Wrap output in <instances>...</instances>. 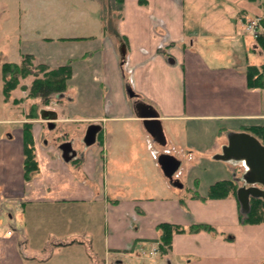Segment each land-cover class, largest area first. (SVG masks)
<instances>
[{"label":"crops","instance_id":"obj_1","mask_svg":"<svg viewBox=\"0 0 264 264\" xmlns=\"http://www.w3.org/2000/svg\"><path fill=\"white\" fill-rule=\"evenodd\" d=\"M121 2L114 33L101 26L99 34L63 38L68 58L79 51L82 62L79 70L76 57L73 61V76L82 74L76 97L82 107L68 109L73 114L78 108L83 121L101 125L94 143L67 159L60 146L40 140L45 125L56 127L60 113L54 119H32L41 171L26 179V119H0L9 123L7 132L0 130V264H28L23 237L29 247L33 222L40 232L49 228L42 232L57 240L54 247L81 248L96 235L98 221L91 216L98 209L103 210L102 221L98 219L105 237L103 264H264V223H244L233 194L202 197L209 188L198 190L197 175L204 161L212 163L209 187L234 178L239 160L216 157L228 137L203 149L205 132L264 123V85L251 86L247 75L249 64L264 63V50L245 27L260 13L259 1ZM28 52L38 55L34 48ZM139 99L159 111L166 144L154 138L138 115ZM163 153L180 160L172 177L159 161ZM58 204L75 206L62 216ZM17 207L23 209L19 220ZM5 213L15 226L3 232ZM164 222L186 228L174 234L166 253L158 242V226ZM198 224L211 229L189 230Z\"/></svg>","mask_w":264,"mask_h":264},{"label":"rangeland","instance_id":"obj_2","mask_svg":"<svg viewBox=\"0 0 264 264\" xmlns=\"http://www.w3.org/2000/svg\"><path fill=\"white\" fill-rule=\"evenodd\" d=\"M261 5V11L258 15L264 16V0H257ZM118 0H0V119L6 117H16L32 121V128L34 122L32 119H42L41 110L54 109L60 113V118L56 121V127L50 128L45 125L40 135V140L48 139V142L54 143L56 146L64 144L66 141H71L74 145V152L80 150L84 144V137L89 126L88 121H83V115L79 114V109L72 114L69 107H82L81 99H77L79 91H82V74L77 72V75H72L66 81L67 87L59 93H55L49 103H43L40 98L30 95V89L36 76L43 77L45 72L55 68L58 64L71 60L72 68L73 61L76 57L78 60L77 67L81 69L82 62L81 53L78 51L77 56H70L66 46L68 43L63 41L69 37L65 35H83L91 33H101V26L108 31L114 33L119 9H116ZM74 37V36H72ZM262 37V38H260ZM256 37L262 44L264 50V35ZM64 38V39H63ZM81 44V42H80ZM34 48L38 55L28 52ZM32 54L33 72L26 77H20L18 85L10 92L9 97L4 93V78L2 71V64L5 61L21 62L25 54ZM74 55V54H73ZM38 56V57H37ZM73 57V58H72ZM80 61V62H79ZM45 63L48 68L45 70H38L37 65ZM263 72L264 79V63L260 65ZM71 96V98H70ZM72 96L75 98L72 99ZM78 101V102H76ZM35 102L36 105H33ZM77 103V104H76ZM79 103V104H78ZM33 114V115H31ZM59 117V116H58ZM67 117L75 118L72 121H65ZM25 121V122H26ZM46 122V120H44ZM24 124V122H23ZM47 124V123H44ZM9 123L0 121V130L6 129ZM34 132V130H33ZM228 131L220 128L217 131H207L202 137L203 149H206V144L217 139L226 140ZM208 145V144H207ZM87 146V145H86ZM35 151L37 156V147L35 141ZM236 162V176L233 178L239 186L245 184L244 174L248 169L244 160H237ZM212 163L204 161L198 169V177L200 181L199 191H207L208 183L210 182L209 175L212 173ZM41 171V167H40ZM204 188V186H206ZM1 197V194H0ZM50 208L51 205H43ZM58 211L62 216L71 212L75 205L72 204H58ZM17 219L19 220L23 209L17 207ZM48 209V208H47ZM47 209L43 210L42 216L45 215ZM70 209V210H68ZM20 215H19V214ZM31 212L27 208L25 215L30 216ZM50 213V210H49ZM92 213V212H91ZM23 218V216H22ZM50 218V214H49ZM103 219V210H94L91 216L92 222L98 221L96 227V235L93 240L90 238L84 241L81 248H60L54 247L57 240L47 238L42 231H47L49 228H42L38 231L36 223L29 225V247L25 243V236L23 237L24 249L31 256L28 264H103L105 258V242L104 229L102 224L99 225L98 219ZM1 231H7L8 228L13 229L14 220L11 221L7 213L2 214ZM30 224V222H29ZM35 224V225H34ZM21 224L18 221L17 227ZM49 240L46 242L45 240ZM64 239H60L62 242ZM92 240V241H91ZM66 241V239H65ZM90 241V242H89ZM52 244V245H51ZM41 248V249H39ZM52 249L54 251L51 254ZM55 249V250H54ZM80 251V252H79ZM82 253V254H81ZM47 261L39 259L49 256ZM83 255V256H82ZM82 256V257H81ZM43 259V260H44Z\"/></svg>","mask_w":264,"mask_h":264},{"label":"trees","instance_id":"obj_3","mask_svg":"<svg viewBox=\"0 0 264 264\" xmlns=\"http://www.w3.org/2000/svg\"><path fill=\"white\" fill-rule=\"evenodd\" d=\"M116 9H122V2L118 0ZM262 38V37H260ZM32 54H25L21 62L5 61L2 64L3 78H4V93L9 97L10 92L20 82V77H26L32 73L33 62ZM38 70H45L48 65L40 63L37 65ZM71 60L58 64L55 68L44 71L45 76H36L30 89V95L38 97L43 103H49L55 93L62 92L67 87V79L72 75ZM247 75L249 84L251 86H263V72L260 66L249 64L247 67ZM33 105H36L35 102ZM33 115V114H31ZM24 128V170L26 179H31L40 172V164L35 151V139L32 128V121H26L23 124ZM242 130H247L255 134L264 143V123H245L241 125ZM239 184L233 179H221L210 184L208 192L202 197H226L228 195L237 196V189ZM251 208L248 212L242 213V220L244 223L260 224L264 223V199L258 196L250 197ZM159 238L158 242L162 253H166L172 245L173 236L178 232H185L186 228L177 224L164 222L159 224ZM201 229L210 230L211 227L207 224L193 225L189 228L190 231H199ZM61 244V243H59ZM112 264H122L115 261Z\"/></svg>","mask_w":264,"mask_h":264},{"label":"water","instance_id":"obj_4","mask_svg":"<svg viewBox=\"0 0 264 264\" xmlns=\"http://www.w3.org/2000/svg\"><path fill=\"white\" fill-rule=\"evenodd\" d=\"M132 95L134 92L131 90ZM136 111L139 116L144 117V123L154 138L166 144V136L159 118V111L150 103L144 100H137L135 103ZM43 118L54 119L58 117V112L54 109L43 108L41 110ZM101 130L99 123H91L85 133L84 141L86 144H92L96 141L98 132ZM64 156L69 159L73 153L71 141H66L61 145ZM219 159H239L244 160L248 166L244 174L246 183L237 189V197L241 208L248 212L251 208L250 197L258 196L264 199V143L250 131L232 130L228 133V142L223 146L222 152L216 155ZM159 161L164 172L172 177L180 165V160L172 154L163 153Z\"/></svg>","mask_w":264,"mask_h":264},{"label":"built area","instance_id":"obj_5","mask_svg":"<svg viewBox=\"0 0 264 264\" xmlns=\"http://www.w3.org/2000/svg\"><path fill=\"white\" fill-rule=\"evenodd\" d=\"M246 30L251 32L255 37H260L264 35V16L263 15H256L251 16L246 22ZM1 203V197H0ZM11 233V232H9ZM158 249L153 250L152 253H157Z\"/></svg>","mask_w":264,"mask_h":264}]
</instances>
